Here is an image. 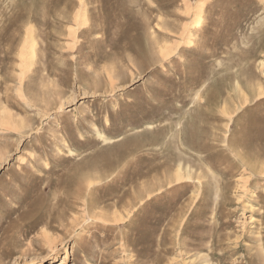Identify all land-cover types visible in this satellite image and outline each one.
<instances>
[{
	"label": "rangeland",
	"instance_id": "1",
	"mask_svg": "<svg viewBox=\"0 0 264 264\" xmlns=\"http://www.w3.org/2000/svg\"><path fill=\"white\" fill-rule=\"evenodd\" d=\"M0 264H264V0H0Z\"/></svg>",
	"mask_w": 264,
	"mask_h": 264
},
{
	"label": "bare ground",
	"instance_id": "2",
	"mask_svg": "<svg viewBox=\"0 0 264 264\" xmlns=\"http://www.w3.org/2000/svg\"><path fill=\"white\" fill-rule=\"evenodd\" d=\"M179 173V172H178ZM83 200V199H82Z\"/></svg>",
	"mask_w": 264,
	"mask_h": 264
}]
</instances>
